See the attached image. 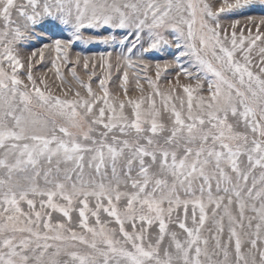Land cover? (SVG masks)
<instances>
[{
  "label": "snow or ice",
  "instance_id": "obj_1",
  "mask_svg": "<svg viewBox=\"0 0 264 264\" xmlns=\"http://www.w3.org/2000/svg\"><path fill=\"white\" fill-rule=\"evenodd\" d=\"M0 264H264V0H0Z\"/></svg>",
  "mask_w": 264,
  "mask_h": 264
},
{
  "label": "rangeland",
  "instance_id": "obj_2",
  "mask_svg": "<svg viewBox=\"0 0 264 264\" xmlns=\"http://www.w3.org/2000/svg\"><path fill=\"white\" fill-rule=\"evenodd\" d=\"M255 14H260L259 10H257ZM105 50H108V49H107V46H105L103 44H96V45L76 44V45H74V47L72 49V52L74 54L76 51H81L83 54L93 55V54H98L99 52L105 51ZM26 51H27V49H26ZM172 51H174V50H172ZM53 55H54V53H53ZM157 58H160V59H162V58L171 59L173 57L169 53H161ZM50 67H51V64L49 63V57H48V54L46 53L45 54V61H43L40 65H36V67L34 68V73L35 74H39V72H41V71H47V69L50 68ZM96 71H97V76H93V88H94V90H98L97 89V85H98V78L97 77L99 75H101L99 69H97ZM78 74L85 81L87 80V75L84 73L82 68H78ZM151 74L154 75V71ZM47 75H48L49 81L51 82L52 79H54V73L48 72ZM120 75L122 76V73ZM116 77H117V73L115 71H113L112 79L110 80L109 85H108L110 90H114L116 83H118L117 80H116ZM167 79H172L173 83H175L174 72L171 69L167 70L164 73V75L162 76V79L160 81V86L162 88H164V89H166L168 87ZM185 82H187V81H185L183 78H181V83H185ZM142 83H145V82L142 81ZM133 86H134V82H131L130 83V87H133ZM145 88H147V84L146 83H145ZM53 91H54L55 94H60L55 87L53 88ZM131 94L132 95H138L139 93L132 92Z\"/></svg>",
  "mask_w": 264,
  "mask_h": 264
}]
</instances>
